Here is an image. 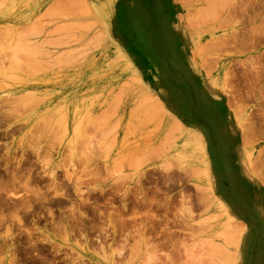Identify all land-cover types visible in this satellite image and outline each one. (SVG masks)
Returning a JSON list of instances; mask_svg holds the SVG:
<instances>
[{
  "label": "rangeland",
  "instance_id": "obj_1",
  "mask_svg": "<svg viewBox=\"0 0 264 264\" xmlns=\"http://www.w3.org/2000/svg\"><path fill=\"white\" fill-rule=\"evenodd\" d=\"M171 1L0 0V264H264V0Z\"/></svg>",
  "mask_w": 264,
  "mask_h": 264
},
{
  "label": "bare ground",
  "instance_id": "obj_2",
  "mask_svg": "<svg viewBox=\"0 0 264 264\" xmlns=\"http://www.w3.org/2000/svg\"><path fill=\"white\" fill-rule=\"evenodd\" d=\"M63 9V8H62ZM57 13V12H56ZM36 27V26H35ZM37 29V28H36ZM38 30V29H37ZM36 31V30H35ZM22 37V36H21ZM25 38V37H24ZM18 40H19V38H18ZM47 42H49V41H46V43ZM20 43V42H19ZM57 43V42H56ZM21 44V43H20ZM23 44V43H22ZM17 45H19V44H17ZM30 45V44H29ZM23 46V45H22ZM37 46V45H36ZM34 47V46H33ZM32 48V47H31ZM25 49V47L23 48V50ZM25 55V54H24ZM14 56V55H13ZM34 63V62H33ZM22 99V98H21ZM37 100V99H36ZM38 101V100H37ZM14 113V112H13ZM45 121H47V120H45ZM49 121V120H48ZM40 122V121H39ZM59 127V126H58ZM43 137V136H42ZM42 137H40V138H42ZM52 142H53V140H52ZM51 142V143H52ZM52 148H53V146H52ZM7 149V148H6ZM203 150V149H202ZM39 154V153H38ZM46 156V155H45ZM20 161V160H19ZM16 170V169H15ZM16 174V173H15ZM27 177V176H26ZM15 178V177H14ZM18 179V178H17ZM25 183V182H24ZM79 183V182H78ZM26 186V185H25ZM76 189V188H75ZM79 190V189H78ZM35 192V191H34ZM77 192V191H76ZM14 194V193H13ZM46 198V197H45ZM6 200V199H5ZM71 212V211H70ZM12 215V214H11ZM14 216V215H13ZM113 217V216H112ZM3 218V217H2ZM13 218H15V217H13ZM18 221H20V220H18ZM64 230V229H63ZM5 235V234H4ZM11 235V232L10 231H7V237H9ZM8 246V245H7ZM36 249V248H35Z\"/></svg>",
  "mask_w": 264,
  "mask_h": 264
},
{
  "label": "crops",
  "instance_id": "obj_3",
  "mask_svg": "<svg viewBox=\"0 0 264 264\" xmlns=\"http://www.w3.org/2000/svg\"><path fill=\"white\" fill-rule=\"evenodd\" d=\"M171 2L174 4L173 0Z\"/></svg>",
  "mask_w": 264,
  "mask_h": 264
},
{
  "label": "flooded vegetation",
  "instance_id": "obj_4",
  "mask_svg": "<svg viewBox=\"0 0 264 264\" xmlns=\"http://www.w3.org/2000/svg\"><path fill=\"white\" fill-rule=\"evenodd\" d=\"M144 201V200H143Z\"/></svg>",
  "mask_w": 264,
  "mask_h": 264
}]
</instances>
